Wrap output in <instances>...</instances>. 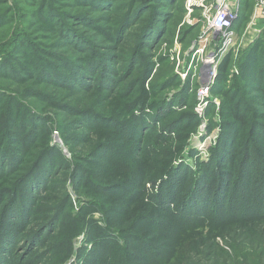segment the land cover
Returning <instances> with one entry per match:
<instances>
[{
    "label": "rangeland",
    "instance_id": "rangeland-1",
    "mask_svg": "<svg viewBox=\"0 0 264 264\" xmlns=\"http://www.w3.org/2000/svg\"><path fill=\"white\" fill-rule=\"evenodd\" d=\"M256 1L0 0V264H264Z\"/></svg>",
    "mask_w": 264,
    "mask_h": 264
},
{
    "label": "built area",
    "instance_id": "built-area-1",
    "mask_svg": "<svg viewBox=\"0 0 264 264\" xmlns=\"http://www.w3.org/2000/svg\"><path fill=\"white\" fill-rule=\"evenodd\" d=\"M233 4L234 0H229V7L223 8L216 1L213 12H208L204 15V19L207 22V26L211 29L214 39L217 37L223 38L232 35L231 30L235 18L233 14ZM253 13L256 25H258L261 32H264V0L256 1ZM201 62V65L203 66L201 69L202 83H200V91L197 93V100L200 104L204 97L203 94H206L209 91L208 86L203 85L208 84V82L212 80L215 69L217 68V62L212 56L203 58Z\"/></svg>",
    "mask_w": 264,
    "mask_h": 264
},
{
    "label": "bare ground",
    "instance_id": "bare-ground-1",
    "mask_svg": "<svg viewBox=\"0 0 264 264\" xmlns=\"http://www.w3.org/2000/svg\"><path fill=\"white\" fill-rule=\"evenodd\" d=\"M218 4H220V6H222L223 8H228V2L229 0H216Z\"/></svg>",
    "mask_w": 264,
    "mask_h": 264
},
{
    "label": "trees",
    "instance_id": "trees-1",
    "mask_svg": "<svg viewBox=\"0 0 264 264\" xmlns=\"http://www.w3.org/2000/svg\"><path fill=\"white\" fill-rule=\"evenodd\" d=\"M222 71V74L223 73H225L226 71H227V68H225V66L224 67H222L221 69H220V72ZM236 119L238 120V121H240V118L239 117H236Z\"/></svg>",
    "mask_w": 264,
    "mask_h": 264
}]
</instances>
